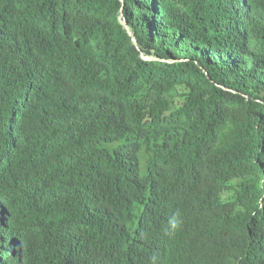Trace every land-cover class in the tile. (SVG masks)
<instances>
[{"label":"trees","instance_id":"trees-1","mask_svg":"<svg viewBox=\"0 0 264 264\" xmlns=\"http://www.w3.org/2000/svg\"><path fill=\"white\" fill-rule=\"evenodd\" d=\"M0 264H264V0H0Z\"/></svg>","mask_w":264,"mask_h":264},{"label":"clouds","instance_id":"clouds-1","mask_svg":"<svg viewBox=\"0 0 264 264\" xmlns=\"http://www.w3.org/2000/svg\"><path fill=\"white\" fill-rule=\"evenodd\" d=\"M201 242L206 243V244L214 243L212 239H210L209 241H207V240H202Z\"/></svg>","mask_w":264,"mask_h":264},{"label":"water","instance_id":"water-1","mask_svg":"<svg viewBox=\"0 0 264 264\" xmlns=\"http://www.w3.org/2000/svg\"><path fill=\"white\" fill-rule=\"evenodd\" d=\"M124 24V26H126V23L125 22H122ZM127 27V26H126Z\"/></svg>","mask_w":264,"mask_h":264},{"label":"rangeland","instance_id":"rangeland-1","mask_svg":"<svg viewBox=\"0 0 264 264\" xmlns=\"http://www.w3.org/2000/svg\"><path fill=\"white\" fill-rule=\"evenodd\" d=\"M144 57H145V56H144ZM151 58H153V57H151ZM151 58H150V59H151ZM145 59H146V58H145ZM153 59H154V58H153Z\"/></svg>","mask_w":264,"mask_h":264}]
</instances>
